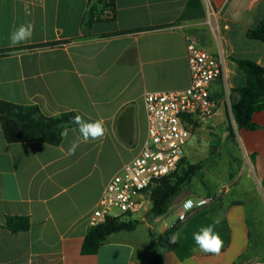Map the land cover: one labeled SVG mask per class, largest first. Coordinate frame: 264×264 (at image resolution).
I'll use <instances>...</instances> for the list:
<instances>
[{"label": "crops", "instance_id": "crops-1", "mask_svg": "<svg viewBox=\"0 0 264 264\" xmlns=\"http://www.w3.org/2000/svg\"><path fill=\"white\" fill-rule=\"evenodd\" d=\"M113 2L105 7L104 0H0V53H6L0 57V100L38 106L49 117L75 112L86 120L103 119L107 129L104 138L80 143L69 156L67 140L59 146L9 143L0 126V264H153L152 241L172 229L182 201L197 196L216 200L174 229L180 233L177 249L158 248L165 264H264V111L253 116L256 130L239 129L232 112L240 99L235 90L247 85L235 60L264 67V43L247 35L264 18V0ZM92 7L101 11V20L89 26ZM28 23L34 25L32 37L10 47L9 34ZM187 36L224 60L223 76L211 85L218 112L207 125L226 127V144L242 164L232 171L217 162L208 168L221 153V138L208 141L217 151L196 163L206 124L197 125L186 161L204 162L203 168L167 214L151 217L148 235L138 228L120 232L98 253L84 255L106 184L147 138L144 94L190 85ZM204 173L206 179L195 180ZM8 215L29 216L32 228L16 234L2 228ZM215 219L223 240L218 255L200 251L193 240L194 232Z\"/></svg>", "mask_w": 264, "mask_h": 264}, {"label": "built area", "instance_id": "built-area-1", "mask_svg": "<svg viewBox=\"0 0 264 264\" xmlns=\"http://www.w3.org/2000/svg\"><path fill=\"white\" fill-rule=\"evenodd\" d=\"M190 85L185 89L166 92H146L144 104L147 112V138L139 154L125 164L106 184L102 196L93 211L90 227L101 224L107 218L135 215L150 205L151 192L159 182L179 171L186 158V147L194 127L204 125L218 112V104L212 98L211 85L224 73V60L202 48L196 39L187 36ZM6 53H0V57ZM195 205L184 208L187 200ZM216 200L212 196L188 197L182 201L176 229L189 216Z\"/></svg>", "mask_w": 264, "mask_h": 264}, {"label": "trees", "instance_id": "trees-1", "mask_svg": "<svg viewBox=\"0 0 264 264\" xmlns=\"http://www.w3.org/2000/svg\"><path fill=\"white\" fill-rule=\"evenodd\" d=\"M105 7H113V0H104ZM96 7H92L87 13L86 24L92 25L101 20ZM248 37L264 43V18L260 25L250 29ZM47 44L45 46H53ZM235 62L247 76V85L236 89L240 99L232 106V112L239 129L256 130L258 125L254 123L253 116L264 111V67L248 59H236ZM75 112H64L56 116H46L35 105H20L0 100V126L9 143H26L41 141L53 146H59L63 142L60 132L63 127L74 128L71 123ZM231 138H235L232 126L229 127ZM204 163L189 165L186 158L181 163V168L176 173L162 179L159 185L152 190L150 196L151 209L149 217H161L167 214L169 205L186 187L190 186L194 177L202 170ZM186 170H183L184 168ZM132 215L120 218H107L101 224L90 227L83 246L82 254L92 255L98 253L100 248L107 243L112 235L120 232H133L139 224V220H133ZM2 228L12 233L27 232L32 228L29 216L8 215ZM175 233L174 229L161 237L158 241H152V246L165 250H175L179 247L169 242V237ZM153 264H165L164 257L158 253L152 260ZM234 264H241L237 261Z\"/></svg>", "mask_w": 264, "mask_h": 264}, {"label": "clouds", "instance_id": "clouds-1", "mask_svg": "<svg viewBox=\"0 0 264 264\" xmlns=\"http://www.w3.org/2000/svg\"><path fill=\"white\" fill-rule=\"evenodd\" d=\"M34 32V25L28 23L20 25L9 34V46L15 47L16 45L29 40ZM71 123L75 125L74 128L63 127L60 132V137L68 141L67 155H74L80 143H88L96 141L105 137L107 129L103 119L86 120L81 115L73 117ZM70 133L74 137L69 139ZM195 205L194 201L189 199L184 203V208L190 210ZM219 220L215 219L207 226H202L198 231L193 233V240L198 246L199 250L204 253L220 254L223 247V240L221 235L216 230ZM180 238V233H173L169 237V242L175 244Z\"/></svg>", "mask_w": 264, "mask_h": 264}, {"label": "rangeland", "instance_id": "rangeland-1", "mask_svg": "<svg viewBox=\"0 0 264 264\" xmlns=\"http://www.w3.org/2000/svg\"><path fill=\"white\" fill-rule=\"evenodd\" d=\"M209 123H210V120L205 121L206 126H205L201 136L199 137L202 139V146L198 152V156H197L198 159H197L196 163H198L200 161H204V159L209 155L210 152H212V150L217 151L216 148H213L216 146V144L215 143L208 144V141H210L211 139H220L221 138L223 143L225 141V144L222 143V146L220 147L221 153L219 154V157L212 159L210 161L211 163H208V168L212 169L211 165L213 162H217L216 164L221 168L229 167V169L231 171L234 170L236 167L241 166L242 161H240L239 159H236L239 156L238 151L232 146L229 148L228 143L226 144V141H227L225 138V137H227V133L225 131L226 127L225 128L223 127V128H220L219 130H217L216 128H213V127H210L209 125H207ZM227 127H228L227 130L229 131V127H230L229 124ZM196 132H197V130L195 131V133ZM228 157L230 159L232 158L231 160H234V161H231L230 163H228ZM186 169L187 168L185 167L183 170H186ZM215 169H216V167H215ZM203 177L206 179L205 173L203 175H199L195 180H197V181L202 180ZM219 178L222 179L223 176L216 177V180H218ZM214 184H216V182ZM214 184H213V186H214ZM150 209H151V205H149L147 210L141 208L137 214L132 215V217H131L133 220H139L140 221V224L138 226V231H139L138 233L139 234L148 235V233H149V229L147 228V223H153V219L151 217H149ZM145 218H146V220H144Z\"/></svg>", "mask_w": 264, "mask_h": 264}, {"label": "water", "instance_id": "water-1", "mask_svg": "<svg viewBox=\"0 0 264 264\" xmlns=\"http://www.w3.org/2000/svg\"><path fill=\"white\" fill-rule=\"evenodd\" d=\"M147 195L150 196L151 192L150 191L147 192ZM152 253H153L154 257L157 256L158 255V248L157 247H153L152 248Z\"/></svg>", "mask_w": 264, "mask_h": 264}]
</instances>
